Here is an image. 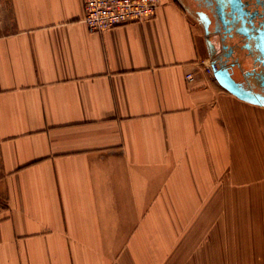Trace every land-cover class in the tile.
<instances>
[{
  "label": "crops",
  "instance_id": "0c3cea01",
  "mask_svg": "<svg viewBox=\"0 0 264 264\" xmlns=\"http://www.w3.org/2000/svg\"><path fill=\"white\" fill-rule=\"evenodd\" d=\"M85 14L0 0V264H264V105L205 71L182 0Z\"/></svg>",
  "mask_w": 264,
  "mask_h": 264
},
{
  "label": "flooded vegetation",
  "instance_id": "af4514ba",
  "mask_svg": "<svg viewBox=\"0 0 264 264\" xmlns=\"http://www.w3.org/2000/svg\"><path fill=\"white\" fill-rule=\"evenodd\" d=\"M202 24L209 53L220 66H226L236 82L245 90L259 95L264 102V88L258 86L248 72L254 67L257 55L254 42L248 39L251 28L264 22V0H182ZM243 19L247 20L244 24ZM243 24L247 29L243 28ZM245 30V34L241 33ZM247 45L251 47L249 50ZM250 62V68L246 65ZM241 78V79H240Z\"/></svg>",
  "mask_w": 264,
  "mask_h": 264
},
{
  "label": "built area",
  "instance_id": "2783aa9c",
  "mask_svg": "<svg viewBox=\"0 0 264 264\" xmlns=\"http://www.w3.org/2000/svg\"><path fill=\"white\" fill-rule=\"evenodd\" d=\"M161 4L162 0H84V23L93 33L128 24L144 23L154 16ZM215 68L217 66L214 62L209 61L205 71L213 76ZM187 79L192 81L193 76L188 74ZM1 209L0 200V211Z\"/></svg>",
  "mask_w": 264,
  "mask_h": 264
},
{
  "label": "water",
  "instance_id": "95a60500",
  "mask_svg": "<svg viewBox=\"0 0 264 264\" xmlns=\"http://www.w3.org/2000/svg\"><path fill=\"white\" fill-rule=\"evenodd\" d=\"M243 21L244 24L247 23L246 19H243ZM249 23L251 24V28L248 32V39L254 42V49L257 58L254 62L255 68H252L248 73L249 75H252L258 86L264 88V22H259L256 26L253 21H249ZM244 24L243 28L247 29ZM240 32L245 34V30H241ZM247 48L249 50L251 49L249 45H247ZM213 62L214 65L217 66L214 70V77L223 88L240 99L264 105V102L258 100L259 95L255 97L251 91L245 90L240 83L235 81L226 66L217 65L214 60Z\"/></svg>",
  "mask_w": 264,
  "mask_h": 264
},
{
  "label": "rangeland",
  "instance_id": "374dc122",
  "mask_svg": "<svg viewBox=\"0 0 264 264\" xmlns=\"http://www.w3.org/2000/svg\"><path fill=\"white\" fill-rule=\"evenodd\" d=\"M250 66H251V64H250V62H249V63L246 65V67H247V68H250ZM240 79H241V78H240ZM259 198H260V197H255V196H254V200L256 199L255 202H258Z\"/></svg>",
  "mask_w": 264,
  "mask_h": 264
}]
</instances>
